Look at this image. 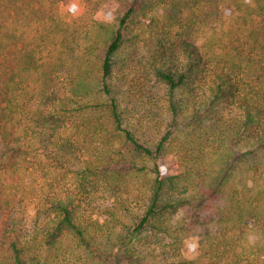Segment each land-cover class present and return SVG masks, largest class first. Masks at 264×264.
Listing matches in <instances>:
<instances>
[{
    "label": "trees",
    "instance_id": "trees-1",
    "mask_svg": "<svg viewBox=\"0 0 264 264\" xmlns=\"http://www.w3.org/2000/svg\"><path fill=\"white\" fill-rule=\"evenodd\" d=\"M48 1L0 0V173L34 211L0 213V264H251L264 0ZM221 20L208 59L195 27Z\"/></svg>",
    "mask_w": 264,
    "mask_h": 264
},
{
    "label": "rangeland",
    "instance_id": "rangeland-1",
    "mask_svg": "<svg viewBox=\"0 0 264 264\" xmlns=\"http://www.w3.org/2000/svg\"><path fill=\"white\" fill-rule=\"evenodd\" d=\"M241 0H224L223 7L230 6L235 8L236 3ZM38 13L47 15L50 7L48 0H34ZM47 6V7H46ZM245 9V7H243ZM163 10L158 11V17H162ZM25 24V23H24ZM227 25L225 22L214 21L212 25H197L195 27L194 40L199 46L201 52L208 58L223 55V44L225 42V33ZM31 177L29 174H4L0 173V213L4 214L5 222H15L22 225H31L34 218V211L30 205V191L25 190L30 185ZM262 185V180H260ZM2 201V202H1ZM3 201L8 202L6 205ZM0 220V230L4 226ZM264 244L262 235L255 226L252 227L242 245L245 248L246 255L251 264L262 263V256L259 258L254 252L255 248ZM196 250V246L193 247Z\"/></svg>",
    "mask_w": 264,
    "mask_h": 264
}]
</instances>
